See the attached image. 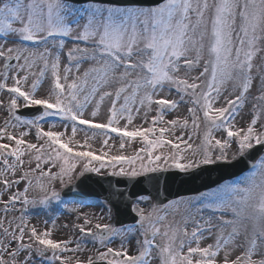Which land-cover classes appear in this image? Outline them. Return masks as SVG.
Segmentation results:
<instances>
[{"label": "snow or ice", "instance_id": "snow-or-ice-1", "mask_svg": "<svg viewBox=\"0 0 264 264\" xmlns=\"http://www.w3.org/2000/svg\"><path fill=\"white\" fill-rule=\"evenodd\" d=\"M258 58L264 0H88L80 8L0 0V264H264V84L250 121L238 126L254 71L264 82ZM85 62L91 66L81 72ZM187 103L190 119L166 118ZM22 109L36 112L29 119ZM50 118L57 122L45 129ZM241 158L253 161L249 173L199 202L218 217L173 223L164 213L177 201L161 207L135 191L145 183L158 188L165 173L191 177ZM91 174L122 178L133 190L110 184L106 215H77L68 239L29 225L30 205L94 203L82 198ZM57 185L73 199L64 201ZM118 206L136 225L101 223ZM85 238L95 255H81Z\"/></svg>", "mask_w": 264, "mask_h": 264}, {"label": "rangeland", "instance_id": "rangeland-1", "mask_svg": "<svg viewBox=\"0 0 264 264\" xmlns=\"http://www.w3.org/2000/svg\"><path fill=\"white\" fill-rule=\"evenodd\" d=\"M72 19H75V17H72ZM69 43H71V42L69 41ZM80 43H81L82 47L85 46L83 44V42H80ZM255 63L258 66H264V58H258ZM90 66H91V62L83 63L81 66V72H83L84 70H86ZM253 76H254L253 87L249 91L248 100L245 104V107L241 110L243 118L240 119L238 117V126H246L247 125V123L250 121L252 106L254 104L259 103L255 98L257 96L261 95L260 88L262 86V81L259 79V75L255 71L253 73ZM233 87H234V85L232 83H229L227 85L228 92L231 93L232 98H234V96L236 94L233 91ZM173 95H174V90H173ZM107 104H108V101L106 100L105 105H107ZM188 107H192V105L190 103L182 104L176 115L169 116L166 118L167 119L176 118V116L178 115L181 118L189 117V119H190V115L187 112ZM103 109H104V106H102V113H103ZM151 115H153V113L150 114V117H151ZM201 115H202V113H201ZM3 119H4V116L2 114H0V125H2ZM135 123L142 124L143 120L138 119ZM47 126H45V129H47ZM144 126H146V124H144ZM61 130H63V129H61ZM67 131H68V134L70 135V128ZM33 132H34V130H33ZM202 132H203V125L201 126V135H202ZM178 134H183V133L178 132ZM187 135H192L191 123H189V127L187 129ZM82 138H83V133H78L77 139H82ZM101 139L102 138H98L95 142H93L94 148H96V149L100 148V146H101L100 140ZM110 143L115 145V147L113 148V154H115L118 147H119V139H115L113 141H110ZM191 143H193L194 145L198 144L199 143L198 137L193 135ZM140 146L141 145L139 144V142H134L130 148H127L125 150L126 154H132V152ZM242 179H240V180H242ZM235 183H232V182L231 183H225V184L221 185L220 187H218L212 191L203 193L199 196L181 198V199L175 200L179 203V207L178 208H169L167 210V212L164 214L168 215V219L170 221H172L173 223H180L183 220V218H185L187 216L194 217L197 220H199L201 218L208 219L211 216H217L218 217L220 215V213L213 212L211 209H204L203 206L199 202L202 199L210 198L213 193H218V194L223 195L224 194L222 192L223 186H225L227 184L235 185ZM22 187H23V185H21V188ZM57 189L61 190L59 185H57ZM189 201L195 202V206L188 207L187 205H188ZM151 203H153V202L151 201ZM73 206L79 207V211L78 212L70 211L69 209ZM141 206L146 207V204L142 203ZM20 207L21 206L19 204H17V209H19ZM198 208L202 209L199 212V214H197ZM84 214H88L89 216L99 217L101 215H106V212H105V208H104L103 203H100V202L98 204H94V205L85 204L84 206L66 204V205L59 208V207H57V202L52 201L48 206H41L39 204H37L35 206H31V205L28 206V210L25 213V218L28 220L30 226H35L40 231H43L45 229H52L54 239L64 240V239H68L70 236H72V233L69 231V229H71V226L74 222H79V221H76V219H75L76 216L80 215L82 217ZM15 215L19 216L20 212L17 211L15 213ZM3 218L4 217L2 215V206H0V219H3ZM11 218H12V215L10 214L8 219H11ZM225 218L231 219L232 218L231 213H227L225 215ZM53 221H54V224H53ZM111 221H112V217H111V220L105 219V220H102L101 223H105V222L110 223ZM248 224H249V228H250L251 227L250 222H248ZM65 225H68V229H66L64 227ZM192 226L193 225L190 221L189 225H188L189 231H191ZM73 238L78 239L79 234H76V236ZM84 245L86 247V251L81 254L82 256L95 255V249L93 247V242L90 240V238H85ZM112 246L118 247L119 246L118 240ZM97 247H98V245H97ZM101 250H103V249H101ZM133 251H134V249H133ZM66 255H69V254H66ZM57 264H58V262H57Z\"/></svg>", "mask_w": 264, "mask_h": 264}, {"label": "water", "instance_id": "water-1", "mask_svg": "<svg viewBox=\"0 0 264 264\" xmlns=\"http://www.w3.org/2000/svg\"><path fill=\"white\" fill-rule=\"evenodd\" d=\"M115 185L116 186H121V185H123V182H116Z\"/></svg>", "mask_w": 264, "mask_h": 264}, {"label": "bare ground", "instance_id": "bare-ground-1", "mask_svg": "<svg viewBox=\"0 0 264 264\" xmlns=\"http://www.w3.org/2000/svg\"><path fill=\"white\" fill-rule=\"evenodd\" d=\"M262 84H264V82H262Z\"/></svg>", "mask_w": 264, "mask_h": 264}]
</instances>
